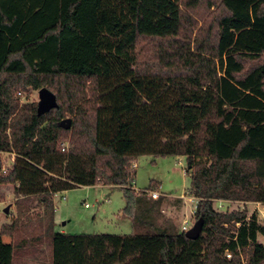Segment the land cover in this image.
Returning a JSON list of instances; mask_svg holds the SVG:
<instances>
[{
  "label": "trees",
  "instance_id": "1",
  "mask_svg": "<svg viewBox=\"0 0 264 264\" xmlns=\"http://www.w3.org/2000/svg\"><path fill=\"white\" fill-rule=\"evenodd\" d=\"M150 1L175 20L176 32H162L160 19L135 0H0V153L14 154L7 173L0 159V186H13L22 208L0 230V264L35 261L44 245L49 264H264L257 215L214 209L215 201L264 205V0ZM212 7L192 39L197 22L189 12L207 14ZM137 77L192 88L214 83V100H204L201 117L208 118L213 103L208 152L184 153L194 220L202 222L195 238L164 218L165 197L147 195L156 184L132 188L138 154L163 156L181 147L154 148L159 133L143 128L133 144L132 122L121 116L150 119L155 112L162 121L172 107L199 104L205 94L176 91L165 108L131 109ZM40 88L58 106L38 115L37 103H20L17 92ZM65 118L69 129L60 125ZM145 134L152 146L133 154ZM97 184L122 190L121 215L134 232H55L53 197ZM33 201L43 212L36 222L23 207Z\"/></svg>",
  "mask_w": 264,
  "mask_h": 264
},
{
  "label": "rangeland",
  "instance_id": "2",
  "mask_svg": "<svg viewBox=\"0 0 264 264\" xmlns=\"http://www.w3.org/2000/svg\"><path fill=\"white\" fill-rule=\"evenodd\" d=\"M135 5L148 15L160 19L162 32H176L175 20L167 12L154 8L150 0H135ZM214 9L215 7H212L207 14L205 12L202 15H195L189 12V16L197 22L196 28L191 33L192 39L197 35L198 29L204 24L205 18ZM137 79L138 87L134 98L129 104V108L131 109L142 106L143 98L148 99L150 103L157 101V93L163 88V86L161 87L160 81L167 80L164 77H158L160 81L156 80V77H137ZM206 81L202 80L201 82ZM213 84L212 82L211 86L214 87ZM183 86L188 87L187 85ZM193 88L198 89L199 87L193 85ZM196 89L189 93L197 94L199 91H196ZM163 91L160 93L164 95L160 98L158 97L159 100L155 102L156 104L154 106L152 104L150 106H144L148 108L154 107L155 109L165 108L178 96L175 89H165ZM18 93L20 103L38 102L37 90L29 89L26 93ZM206 95L209 96V92ZM155 115L163 117L154 112L153 116L155 117ZM140 117L134 116L132 112L124 113L121 116L124 122H132L131 137L133 144H136L141 128H143L141 122L146 118L145 113H141ZM144 133L146 132L143 131ZM144 140L149 143L152 139L151 136L149 137V134H145ZM156 142L158 143L157 140ZM9 158V155L0 154L2 164H8ZM134 162V183L132 188L136 191H144L154 189L151 186L156 184L157 187L155 190L165 197L164 205L161 207V213L164 218L172 222L179 231H181V226L184 223L188 229L191 228L195 223L193 213L196 206V199L190 194V177L185 172L187 165L186 157L182 155L176 156L174 154L162 156L148 151L138 155ZM62 196L65 197V200L61 198ZM18 198L14 194L13 186H0V230L2 227L10 226L15 220L20 218L19 212L22 208L17 203ZM52 201L55 232L68 235L101 233L132 234L134 232L132 222L121 215V210L125 206V200L122 190L119 187L100 184L78 186L56 194ZM86 204L88 206H85ZM23 207L30 213L28 215L29 219L34 222L38 221L43 213L42 207L37 201H33ZM214 209L216 211L245 209L248 216L255 213L258 222L264 224V205L258 202L215 201ZM36 231L35 234L37 233ZM20 232L24 233L23 225L20 226ZM2 239L4 242H10L11 240L7 235L3 236ZM258 241L264 244V235L258 236ZM44 246V255L39 256L35 261L26 262V264H49L50 250L46 245Z\"/></svg>",
  "mask_w": 264,
  "mask_h": 264
},
{
  "label": "crops",
  "instance_id": "3",
  "mask_svg": "<svg viewBox=\"0 0 264 264\" xmlns=\"http://www.w3.org/2000/svg\"><path fill=\"white\" fill-rule=\"evenodd\" d=\"M156 80H159L158 77H156ZM155 79V78H154ZM161 82V91L157 93V101L161 96L163 90H174L178 92H191L195 90L192 88L189 84H183L186 86H179V85H171L168 80L160 81ZM212 81H206V82H200L198 84V89L196 91H199L202 93V96L205 94V97L201 99L199 104H186V105H180V106H174L171 108L170 112L167 114L168 117L166 119L159 121L150 114V119L143 120V129L145 131H152L159 133V141L158 144H154V148H162L165 145L170 144L172 148L175 150L177 149V146H180L181 149H178L177 151H172L170 154H174L176 156H184V153L186 152H192V153H199V154H206L208 151V147L212 141V128L214 125V118L212 116V109L214 107V104L211 103V108L209 106V113L208 118L206 120L201 119L203 116V109L205 106L204 100L208 98L206 95L207 92H209V97L214 100V88L211 86ZM214 85V84H213ZM165 87V88H164ZM161 92V93H160ZM165 92V91H163ZM177 93V92H176ZM141 98H143L140 95ZM159 97V98H158ZM144 101L142 102V106L138 108H148L145 106H150L154 103H150L148 99L143 98ZM176 100V98L174 99ZM173 100V101H174ZM145 105V106H144ZM150 108V107H149ZM154 108V107H153ZM193 114V117L191 120L189 119L190 115ZM211 114V115H210ZM153 116V117H152ZM183 119H186V123H182L181 121ZM201 119V120H200ZM184 125V127H182ZM152 144H149L148 142H143L142 145L138 144L135 147V151H133V154H136L138 150H144L146 147H151ZM140 155V154H138ZM138 155L136 157H138ZM135 163V162H134ZM180 164V162H178Z\"/></svg>",
  "mask_w": 264,
  "mask_h": 264
},
{
  "label": "water",
  "instance_id": "4",
  "mask_svg": "<svg viewBox=\"0 0 264 264\" xmlns=\"http://www.w3.org/2000/svg\"><path fill=\"white\" fill-rule=\"evenodd\" d=\"M37 94H38V102H37L36 110L38 115L44 114L58 106L55 95L52 92H50L48 89L40 88L37 91ZM70 124H71L70 118H65L60 122V125L65 129H69ZM201 225H202L201 221L195 222L194 225L186 231L185 236L190 239L195 238L201 230Z\"/></svg>",
  "mask_w": 264,
  "mask_h": 264
},
{
  "label": "built area",
  "instance_id": "5",
  "mask_svg": "<svg viewBox=\"0 0 264 264\" xmlns=\"http://www.w3.org/2000/svg\"><path fill=\"white\" fill-rule=\"evenodd\" d=\"M20 94V92L18 93ZM0 154H5V155H9L10 158H9V163L8 164H2V171L3 173H7L10 171V168L13 164V160H14V154L12 153H8V152H1ZM135 165V164H134ZM147 195H149L150 197H152L153 199H156L159 197V192L157 191H148L147 192ZM63 200H65V197L62 196L61 197ZM85 206H88L87 204ZM188 230V227L185 225V223L181 226V231H187ZM227 258H230V254H226Z\"/></svg>",
  "mask_w": 264,
  "mask_h": 264
}]
</instances>
